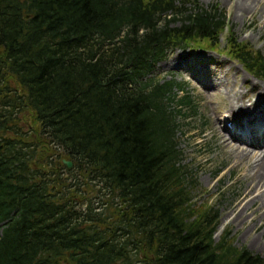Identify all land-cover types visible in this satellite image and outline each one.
<instances>
[{
	"label": "trees",
	"instance_id": "16d2710c",
	"mask_svg": "<svg viewBox=\"0 0 264 264\" xmlns=\"http://www.w3.org/2000/svg\"><path fill=\"white\" fill-rule=\"evenodd\" d=\"M225 25L189 0H0V264H264L189 204L176 139L198 107L154 76Z\"/></svg>",
	"mask_w": 264,
	"mask_h": 264
},
{
	"label": "rangeland",
	"instance_id": "374dc122",
	"mask_svg": "<svg viewBox=\"0 0 264 264\" xmlns=\"http://www.w3.org/2000/svg\"><path fill=\"white\" fill-rule=\"evenodd\" d=\"M189 1L197 2L207 10L216 5L226 14V25L218 36L217 51L208 47L198 51L186 48L175 50L157 66L155 72L159 79H172L182 84L184 92L176 91L177 97L187 94L198 107L197 114L188 115L185 119L179 117L180 127L176 139L182 153L181 165L187 167V177L194 182L193 186L187 187L189 204L194 205L196 210L214 209L216 212L214 244L226 237V242L233 248L245 249L264 259V212L258 215L257 224L248 226L243 222L250 219V213L255 206L264 203V195L247 209L242 210L245 202L239 206L236 212L245 213L241 221L227 219L232 207L242 197L244 175L253 176L255 172H244L237 160V153L232 151L238 147L237 144L232 141V147L227 148L222 139V129L225 124L230 125L232 122L228 115L225 93L233 91L238 97L242 96V101L248 107L250 101H257L260 92H256L264 90V80L252 78L238 63L221 54L230 38L264 54V8L242 15L237 10L239 0ZM205 44L201 43L204 47ZM249 99L251 100L248 102ZM263 103L257 102L255 109L263 108ZM172 108L175 109L176 106ZM183 114H188V110H182ZM263 115L252 118H256L255 123H259L263 120ZM225 119L229 120L228 123ZM243 125L248 126V123ZM260 217L262 218L259 219Z\"/></svg>",
	"mask_w": 264,
	"mask_h": 264
},
{
	"label": "bare ground",
	"instance_id": "6f19581e",
	"mask_svg": "<svg viewBox=\"0 0 264 264\" xmlns=\"http://www.w3.org/2000/svg\"><path fill=\"white\" fill-rule=\"evenodd\" d=\"M239 7L237 10L241 12V14H252L257 9L264 8V0H239ZM257 7V8H256ZM262 10V9H261ZM264 11V10H262ZM181 62V61H180ZM260 92L257 95V101L251 102L247 107L246 102L242 101V96L238 97L237 93L233 91H229L225 93V100L228 103L227 110L229 118L233 121V123L240 128V132L235 134V137L226 138L223 134V143L225 147H232V141L237 144V148H233L232 151L237 153V160L239 161L240 166L244 172H255L252 176L251 174L244 175L245 186L243 188L242 197L238 203H236L227 216V219L233 218L232 221H241L244 216V212H236L239 206L245 202L243 209H247L250 205L255 204L257 200L264 195V137L257 139L256 145H249L247 140L244 137H241L243 134V123L252 124L253 121L256 120L252 117H256L257 115L264 114V107L256 110L255 106L257 102H264V90H259L256 93ZM255 93V94H256ZM220 101V98H218ZM261 117V116H260ZM224 133H227L228 130H222ZM252 132H250L251 134ZM244 135V134H243ZM253 147V149H252ZM248 158V159H246ZM256 194V196H254ZM236 212V213H235ZM264 212V203L260 206H255V208L250 213V219L244 220L243 222L246 225L250 226L256 223L258 215ZM233 216V217H230ZM260 217L259 219H261ZM242 222V224H243ZM257 224V223H256Z\"/></svg>",
	"mask_w": 264,
	"mask_h": 264
},
{
	"label": "water",
	"instance_id": "95a60500",
	"mask_svg": "<svg viewBox=\"0 0 264 264\" xmlns=\"http://www.w3.org/2000/svg\"><path fill=\"white\" fill-rule=\"evenodd\" d=\"M25 19H29V16L25 17ZM63 163H64L68 168L71 167V163H70V162H66V161H64Z\"/></svg>",
	"mask_w": 264,
	"mask_h": 264
}]
</instances>
